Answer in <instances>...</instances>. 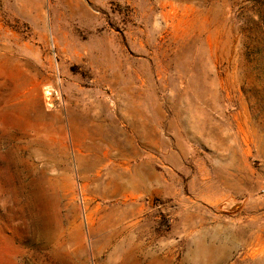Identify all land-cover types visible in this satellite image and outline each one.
I'll return each mask as SVG.
<instances>
[{
  "label": "rangeland",
  "instance_id": "rangeland-1",
  "mask_svg": "<svg viewBox=\"0 0 264 264\" xmlns=\"http://www.w3.org/2000/svg\"><path fill=\"white\" fill-rule=\"evenodd\" d=\"M0 264H264V0H0Z\"/></svg>",
  "mask_w": 264,
  "mask_h": 264
}]
</instances>
